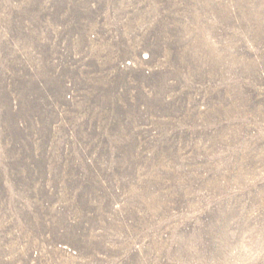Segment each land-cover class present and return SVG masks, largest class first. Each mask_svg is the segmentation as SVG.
<instances>
[{"label": "rangeland", "instance_id": "1", "mask_svg": "<svg viewBox=\"0 0 264 264\" xmlns=\"http://www.w3.org/2000/svg\"><path fill=\"white\" fill-rule=\"evenodd\" d=\"M0 264H264V0H0Z\"/></svg>", "mask_w": 264, "mask_h": 264}]
</instances>
